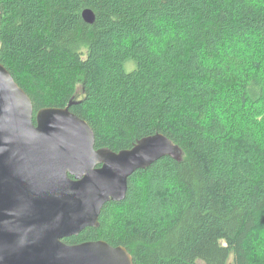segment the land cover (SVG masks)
<instances>
[{
    "label": "trees",
    "instance_id": "trees-1",
    "mask_svg": "<svg viewBox=\"0 0 264 264\" xmlns=\"http://www.w3.org/2000/svg\"><path fill=\"white\" fill-rule=\"evenodd\" d=\"M0 11V62L34 118L73 100L97 148L161 132L181 149L136 170L100 225L65 241L123 245L135 264H264V66H249L264 0H0Z\"/></svg>",
    "mask_w": 264,
    "mask_h": 264
},
{
    "label": "water",
    "instance_id": "water-1",
    "mask_svg": "<svg viewBox=\"0 0 264 264\" xmlns=\"http://www.w3.org/2000/svg\"><path fill=\"white\" fill-rule=\"evenodd\" d=\"M82 16L95 20L89 8ZM74 103L34 118L32 98L0 62V264H135L123 245L64 238L99 226L104 204L126 197L136 170L181 149L161 132L131 148H97Z\"/></svg>",
    "mask_w": 264,
    "mask_h": 264
},
{
    "label": "rangeland",
    "instance_id": "rangeland-1",
    "mask_svg": "<svg viewBox=\"0 0 264 264\" xmlns=\"http://www.w3.org/2000/svg\"><path fill=\"white\" fill-rule=\"evenodd\" d=\"M255 45H260V46L258 47V50H257L256 54L253 53V52L250 53V55H253V57H252L253 58V62H251L249 64V66H251V64H253L255 61H259V59L261 61H263L262 65L264 66V41H260L259 40V41H257V43ZM261 108L264 109V106L261 107ZM262 109H259V110H262ZM259 110L257 109V111H259ZM262 111H264V110H262ZM260 116H262V115H260ZM259 117H258V126H260V129L257 128L255 130V132L259 135L260 140L263 141L264 136L262 135V128H264V125L260 122V118ZM198 264H206V263H204L203 261H198Z\"/></svg>",
    "mask_w": 264,
    "mask_h": 264
}]
</instances>
